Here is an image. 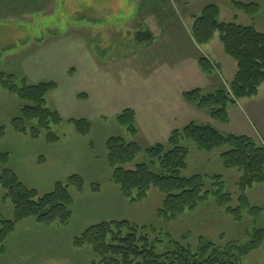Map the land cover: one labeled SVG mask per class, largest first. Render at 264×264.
Wrapping results in <instances>:
<instances>
[{"label":"rangeland","instance_id":"obj_1","mask_svg":"<svg viewBox=\"0 0 264 264\" xmlns=\"http://www.w3.org/2000/svg\"><path fill=\"white\" fill-rule=\"evenodd\" d=\"M239 1L258 3L259 15L253 19L235 12L230 0H0V74L25 78L34 85L56 82L58 89L47 97V106L59 111L63 118L62 126L55 129L62 138L57 145L48 144L45 134L37 140L19 135L13 121L20 117L22 102L0 89V126L5 131L0 155L8 158L0 163V172L12 170L39 196L52 192L57 183H67L74 175L84 185L82 193L70 188L73 205L69 225L45 227L33 220L19 224L0 253V264H19V250H23L19 259L32 264H91L95 258L91 248H75L72 242L91 226L112 220L155 228L157 236L164 240H182L186 236L192 247L197 246L200 237L244 245L251 241L255 228H264V184L249 192L251 204L263 208L257 220L246 215L243 222H234L211 203L169 223L158 216L163 201L158 190L152 188L146 199L130 203L112 181L107 162L106 141L111 137L135 141L143 149L158 143L170 149L168 139L150 142L142 137L138 114L135 136L118 124L117 116L133 108L137 90L156 91L150 98L154 104H178L171 99L172 91L179 81L186 80L180 92L188 108L189 122L185 126L192 122L209 124V114L186 102L183 95L196 89L205 95L213 94L218 90L209 88L213 82L219 90L229 87L235 62L224 53L218 33L209 48L196 44L192 28L195 17L215 4L221 11L220 22L254 25L264 32V0ZM141 32L152 33L155 41L138 42ZM220 48L225 57L216 56ZM203 57L215 66L213 74L198 70L196 59ZM240 107L254 127L250 136L264 145V85L257 97L241 101ZM165 114L162 115L167 116V111ZM73 119L89 121L90 134L78 135L69 122ZM185 144L194 146L192 142ZM193 152L190 149L183 176L222 175L227 191L236 200V184L242 174L225 169L218 152ZM137 161L145 162V155L141 154ZM95 185L99 190H92ZM4 192L0 188V216L11 219L13 207L3 198ZM27 250H36L34 255L42 260L32 261L36 255L29 258ZM47 250H53L55 255L45 256ZM242 264H264V242Z\"/></svg>","mask_w":264,"mask_h":264},{"label":"trees","instance_id":"obj_2","mask_svg":"<svg viewBox=\"0 0 264 264\" xmlns=\"http://www.w3.org/2000/svg\"><path fill=\"white\" fill-rule=\"evenodd\" d=\"M235 12L253 19L259 15L261 7L255 2L230 0ZM221 11L209 5L195 17L192 28L193 39L198 45H207L216 33L226 56L237 65V73L230 86L205 95L201 89L184 93L186 102L209 114L212 120L229 122V107L238 101L257 97L264 85V32L256 26L220 22ZM137 41L153 43L155 36L139 33ZM203 73L211 75L215 66L205 57L199 61ZM0 89L16 96L21 102L20 117L13 121L19 135L37 140L45 134L46 142L57 145L62 138L55 131L63 124L59 111L47 106V97L58 89L56 82L30 84L27 79L18 80L14 75L0 74ZM80 136H88L91 123L87 120H69ZM120 126L131 135L138 133L137 113L126 109L117 116ZM4 128L0 126V141L4 138ZM192 142L198 152L219 153L223 166L228 170H238L242 176L237 181L238 196L226 189L222 175L196 174L183 176L188 168ZM166 144L158 143L143 149L135 141L128 142L122 137H111L106 141L107 162L112 170V181L120 188L130 203L146 199L152 188L163 197L158 216L165 222L174 223L189 213L197 212L204 205L215 203L224 210L232 221L241 223L244 217L257 220L263 208L252 205L249 192L264 184V145L248 135L225 134L210 124L192 122L183 129L170 133ZM146 161L138 163L140 155ZM7 155H0V163L7 162ZM78 193L84 191L82 179L78 175L70 177L67 183L59 182L52 192L39 196L34 189H28L17 174L6 168L0 172V188L3 198L10 201L13 217L0 216V253L5 243L27 220L51 227H66L72 218L73 196L70 188ZM93 191L99 190L95 185ZM237 206L234 207V203ZM264 242V228H255L251 241L244 245L236 242L218 243L200 237L196 247L182 240L160 239L157 230L140 226L130 221H105L91 226L72 245L75 248L90 247L95 258L91 264H242L244 258L261 247Z\"/></svg>","mask_w":264,"mask_h":264},{"label":"crops","instance_id":"obj_3","mask_svg":"<svg viewBox=\"0 0 264 264\" xmlns=\"http://www.w3.org/2000/svg\"><path fill=\"white\" fill-rule=\"evenodd\" d=\"M210 43L205 45V46L208 47L210 45ZM209 48H212V47L209 46ZM193 52L194 51L192 50V54H193ZM218 53H220V54L216 55L218 57L223 55L221 52V48H220ZM202 54H204V52H202ZM208 54L212 55L214 57V55H213L214 53L209 51ZM223 57H225V56L223 55ZM199 61H200L199 58H198V60L196 59V64L198 65V70H201L200 66H199ZM233 70L235 71V73L234 74L231 73V75H230L231 82L234 80L235 75L237 73L236 63H235V65L233 64ZM198 73H199L198 75L202 76V73H200L199 71H198ZM179 79L181 80V77ZM185 84H186V80H184V82L179 81L177 83V85L174 87V89H173L174 91H172L173 95H172L171 99H172V101L177 100L178 104H176V103H173V104H167L166 103V104H162V105L154 104L151 102L150 98L152 97V94L157 93L156 91L155 92L150 91V89L146 90L145 93H143V90L135 91L136 100H134L135 103L133 104L132 109L136 110L137 114L139 116V123L141 124V127L143 128V131H144L142 137H145V139L150 141V142H154V141L164 142L168 139L170 133L174 129L183 127L189 122L187 117H186V112L188 111L187 105L184 102H182V100L180 98V96H181L180 92L183 89V86ZM226 87H228V85H226ZM209 88H213L212 90H217V89L219 90V88H217L215 86V82H213V84H210ZM241 101H244V100H241ZM240 102L238 101L236 106L230 105L229 110H228L229 117H230L229 123H221L219 121H214V120L213 121L211 120L208 123L210 125H212L213 127H215L216 129H218L220 132L225 133V134L236 133V134H243V135L250 136L252 134V132L254 131V127L249 122V120L245 116V114L242 112L241 107H240ZM166 111H167L168 115L167 116L162 115V114H165ZM190 149H192L194 151L193 153H195V152L198 153V151L196 150V148L194 146ZM188 164H189V160H188ZM32 228H37V227L32 226ZM27 251L30 254H25V255L28 256L29 258L34 257L36 255V254L34 255V253H33L36 250H34V251L27 250ZM47 251L48 252H47V254H45V256L48 254L49 255L54 254L53 250H47ZM16 254L18 255V258H17L18 260L17 259L16 260L19 261L18 262L19 264H23V263L24 264H32L31 262H23L21 259H19V257L22 256V254H23V250H19L18 252H16ZM52 259H53V257L49 258L47 260H52ZM37 260H42V259L37 258V255H36L35 258L32 259V261L36 262Z\"/></svg>","mask_w":264,"mask_h":264}]
</instances>
